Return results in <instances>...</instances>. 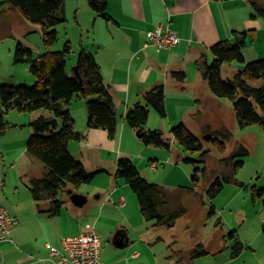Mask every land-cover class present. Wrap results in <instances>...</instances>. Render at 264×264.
Instances as JSON below:
<instances>
[{"label":"crops","instance_id":"1","mask_svg":"<svg viewBox=\"0 0 264 264\" xmlns=\"http://www.w3.org/2000/svg\"><path fill=\"white\" fill-rule=\"evenodd\" d=\"M241 1L111 0L108 4V14L111 17L109 20L96 17L86 0L65 1L66 17H68V6L73 2L77 6L74 17L80 26L81 33L86 32L85 39L88 40L91 35L93 36L90 43L80 41L78 52L83 49L95 57L100 65L105 84L113 97L117 115H121L123 123L120 139H117L119 134L112 140L107 131L88 128L86 124L81 132L80 128L78 129L84 139L80 142H71L69 145V150H73L77 156L74 157L75 159L83 163L91 158V162L97 165L98 170H102L97 175H105L102 179H105L104 181L108 184L105 186L106 193L99 194L95 198L97 205L100 206L99 209L103 208L102 210L107 212V207H109V212L120 216V223L116 222L112 225L117 230L115 234L113 232H105V235L98 233L101 238L102 260L105 263L234 264L230 246L226 241V227L223 225H216L212 230L214 235L209 237V241L199 243L209 254L192 261L193 247L199 244L194 246L190 244L174 253V257H179V260L175 261L169 254L170 247L164 246L163 237L149 236L151 232L149 224L142 222L137 215L135 217L138 205L135 204L134 196L126 186L127 183L123 184L120 179L116 178L117 161L114 171L106 169L105 165L101 167L100 164L105 162L101 154L104 149L111 152L118 150L119 158L123 156L122 154L130 155L124 150L123 145L125 136L129 138L128 141H131V131H127L124 116L129 108L140 103L144 93L148 90L157 85H163L166 95L171 87L173 93L180 97L188 96L196 101L208 95L207 91L211 90L198 71L196 62L204 56L209 63L213 46L220 42H234L235 31L253 29L256 31L258 28V24L254 22L256 17H254L255 8L252 2ZM243 11L246 13L244 17H242ZM159 24L178 34L181 39L178 46L170 50L158 49L152 45L146 46L149 33L154 31ZM30 34L42 35L40 29L31 27L18 12L8 10L0 15V66L8 69L5 74H0V86L3 83L32 84L35 81L28 65L17 64L14 60L20 44L33 53L40 54L39 42L35 49L26 45L25 41L28 42ZM72 53L75 54V51ZM173 71L185 72V82L178 83L174 80L171 77ZM77 99L80 100V98ZM76 107L73 103L66 105L75 120ZM40 114L41 112L19 114L15 110H10L7 114V120L12 128L3 136L5 138L1 139V144L6 146L7 150L4 149L0 155L2 162L4 159L10 162L11 169L5 171L0 162V204L10 206L9 209H4L15 219L16 224L11 230L10 239L0 243V264H55L50 257L51 248L61 250L63 238L79 234L87 224L91 223L89 221L86 224L80 223V211H83L89 203L88 197L83 207H77L66 195L62 199L64 207L61 214L55 218H49L36 208L31 193L29 194V181L41 177H36L31 173L37 165L28 158L26 142L32 132L30 123ZM176 120L179 122L181 117H177ZM75 122L77 123V120ZM118 128L120 131L119 124ZM22 129L26 131L24 137L10 134L11 131ZM25 160L29 161L26 171L22 165ZM39 170L41 174H44L42 168ZM184 191L192 195L188 196L190 198H199L186 189ZM72 192L84 195L80 188ZM21 198L23 200L20 201ZM122 199L124 202L121 201ZM195 202L197 206L196 198ZM47 207V203L41 204L42 210ZM202 207L206 206L202 205ZM88 211L85 210L83 213L86 214ZM134 217L136 220H131ZM113 219V215L106 217L109 223H113ZM68 223L71 229H65L63 226ZM263 226L264 219L262 228ZM56 228L62 229L59 234H54ZM152 228L154 231L173 229ZM132 232L135 234L132 235ZM240 240L244 241L241 238ZM249 242L250 251L256 252L253 250L254 241Z\"/></svg>","mask_w":264,"mask_h":264},{"label":"trees","instance_id":"2","mask_svg":"<svg viewBox=\"0 0 264 264\" xmlns=\"http://www.w3.org/2000/svg\"><path fill=\"white\" fill-rule=\"evenodd\" d=\"M66 0H2L0 1V15L8 10L18 12L29 24L39 26L42 43L47 52L35 56L33 52L19 45L15 53V63L27 64L35 79L34 86L19 84H3L0 86V138L4 136L12 125L6 115L10 110L19 114H32L40 111V115L30 123L31 135L26 143V152L40 161L44 167L41 178H33L28 183V189L36 208L49 218L59 216L64 207L60 195H67L69 190L76 191L84 185L91 184L96 175L87 171L84 164L71 154V142L84 139L82 133L75 129V119L66 108L75 98H91L86 101L87 127L107 131L110 139L118 134V119L113 97L105 84L100 65L95 57L81 49L76 63L81 78L75 76L67 68V57L73 49L70 42H66L61 52H51L50 48L59 40L58 32L54 30L58 25L66 22ZM96 17L109 20L108 4L111 0H86ZM222 2L229 0H210ZM255 10L264 19V6L252 2ZM255 17V16H254ZM234 44L220 42L211 49L214 61L208 64L203 56L196 62L198 71L207 81L211 92L218 98L227 99L236 111L240 128L259 125L264 131V59L247 64L236 72L233 79L222 78V68L226 64L244 63L243 50L249 41H255V30L234 32ZM171 77L178 83H184L186 74L183 71H173ZM260 84V85H256ZM143 99L147 106L140 103L129 108L124 121L135 131L140 132V138L145 145L171 150V144L165 140L160 130L146 129L151 107L164 118L167 115L166 95L163 85H157L144 93ZM46 113V114H45ZM48 113V114H47ZM173 142H177L184 151L200 153L199 160L185 159L186 163H205L207 151L202 141L193 134L185 124L170 131ZM212 141L219 152L225 153V144L217 139ZM238 154H233L221 160L228 165ZM239 155H249V151L241 147ZM241 160L234 161L231 176H218L209 186L207 197L215 199L223 190L225 182H235L236 174L243 166ZM116 178L123 179L137 197L141 215L147 221H154L153 227L171 229L178 219L186 214L182 205L171 208L166 190L158 184L150 183L144 178L134 163L127 157H120L117 161ZM201 180L199 170L192 176V185L186 188L201 199L203 206H209V215H216V208L212 202L206 201L198 192ZM242 185V184H241ZM243 186V185H242ZM253 200L264 196V188H252ZM47 203V209L42 210L41 204ZM217 225H222L218 222ZM264 233V226L262 228ZM231 255L237 258L245 246L236 231L226 236ZM209 254L202 244L196 246L191 260Z\"/></svg>","mask_w":264,"mask_h":264},{"label":"rangeland","instance_id":"3","mask_svg":"<svg viewBox=\"0 0 264 264\" xmlns=\"http://www.w3.org/2000/svg\"><path fill=\"white\" fill-rule=\"evenodd\" d=\"M249 1L264 6V0H242L241 2L246 3ZM68 7V17H66V22L54 28V30L58 32L59 40L49 51L61 52L65 43L70 42L75 54L72 53L67 57V68L69 71H72L78 60V51L81 45L80 41L83 40L84 42L87 41L90 43L93 40V36H90V40L85 39L86 32L84 34L81 33L80 26L77 24L74 17L77 6L71 2ZM244 16H246V13L243 11L242 17ZM254 16L256 17L254 22H256V25L258 24V28L256 27L257 30L255 31V41H249L244 48V63L235 62L233 64H226L223 67L222 78L224 80L233 79L237 70L243 69L247 64L264 59V19L256 10ZM30 26L37 29L40 28L39 26L32 24H30ZM81 36H83V38ZM38 42L40 43L41 52L40 54L37 52L33 53L35 56H40L47 52L43 46L41 35L30 34L28 42L25 41L26 45L33 49L38 45ZM234 42H232V44H234ZM213 61L214 55L211 53L208 64L211 65ZM7 70L6 67L0 66V74H5ZM19 85L34 86L35 81L32 84L23 83ZM169 89V93L167 95L165 94L166 110L168 111L166 117L161 118L153 108L148 107L150 114L146 129L151 131H162L165 140L171 144V150L145 145L138 137L137 131L132 129L126 123L127 131H131V141H128L129 138L125 136L123 145L124 150L127 151L128 154L130 153V157L124 154H122V157L129 158L140 171L141 175L150 183L158 184L166 190L172 209L176 208L178 205H182L186 210V214L178 220L173 229H156V231H154V228L152 227L155 222L147 221L142 217L136 195L130 189L129 185L126 184L125 180L120 179L123 184L128 186L127 188L129 192L134 196L135 204L138 205V212L135 214V217L137 215L142 222H147V224H149V230L151 231L149 236L155 235L156 237H163L165 240L164 246L170 247L169 254L175 261L179 260V257L173 256L174 253H177V250L187 247L190 244H193L192 246H194L195 244L198 245L200 242L209 241V237L214 235L212 230L220 221L222 222V225L226 227L227 235L231 231H236L238 237L244 240L242 242L245 246V250L239 257L233 259L234 264H264V234L262 232L264 196L253 200L252 192L253 187L264 188V131L262 127L259 125H253L240 128L237 121L236 111L231 102L227 99L216 97L211 91H207L208 95H204L201 100L196 101L194 98H189L188 96L180 97L173 93L171 87ZM210 96H212V98ZM88 99L91 98L81 97L80 100H78L75 96L71 101L74 106H77V109L74 112V117H76L77 120V123L75 124L76 131L80 128L81 132L82 128L87 124L86 101ZM140 104L147 106L144 99H141ZM40 112L44 113V111ZM7 116L8 115H6V119ZM177 117H181L179 122L176 120ZM117 119L120 126V131L118 128L119 136L117 139H120L123 124L120 114L117 115ZM183 123H185L186 127L202 141L204 150L208 152L205 163H186L184 161L185 159L199 160L201 156L200 153L186 152L177 142L172 141L170 131ZM23 130L24 129L14 132L11 131L12 133L10 134L22 135L24 137L26 131ZM207 136H210L211 138L206 139ZM212 137L217 139V142L221 141L225 144L226 149L224 154L219 152L218 148L212 141ZM2 138L5 137L2 136L0 138V154L4 149L7 150V147L1 144ZM241 147L246 148L249 151V155H239ZM70 152L74 157H77L73 150ZM7 154L9 153L7 152ZM101 154L105 160L104 163L101 162V167L105 165L106 169L114 171L116 168V161L119 159L118 150L117 152H111L104 149ZM233 154H238L235 157V160H233V162L231 161L229 166L223 165L221 160L223 158H228ZM1 157L2 156L0 155V162L3 160ZM81 157L82 156H80V159H82ZM28 158L33 160L37 165V168L32 169V175L43 177V174H41V171L39 170L42 168L44 172L43 164L30 155H28ZM238 160L243 161L244 164L235 176L237 183L233 181L225 182L222 192L215 199L209 200L207 197V190L211 183L218 176H231L233 163ZM91 161L90 158L83 163L87 171L95 172L99 168ZM28 162L29 161L25 160L22 163L25 171L28 168ZM2 165L4 166L5 171L11 169L10 162H8L7 159H4ZM197 169L199 170V174H201L198 192L207 202L210 201L213 203L217 212L214 216L208 217L210 211L209 206L202 207L200 204L201 201L198 197L190 198L188 196L192 195L184 191V189L189 188L192 185V176ZM102 176L105 175H96L91 184L84 185L80 188L81 192L89 199V203L84 207V210L80 211V223L86 224L88 221L91 222L90 224L94 226L95 231L100 235H105V232H113L115 234V231L117 230L112 227V225L116 222L120 223V216L109 212V207H107V214L106 211L102 210L103 208L99 209L100 206H98L99 204L97 205L95 201V198L99 194L106 193L105 186L108 184L104 181L105 179H102ZM65 197L66 195L59 196L60 199H64ZM195 198L196 201H198L197 206H195ZM21 200H23V198H21L20 201ZM0 206L3 208H10L8 204L4 203L2 205L0 204ZM85 210L89 211L84 214L83 212ZM97 215H99V218H97ZM108 215H113V223H109L106 220ZM135 217L131 220L135 221ZM136 223L138 222L136 221ZM124 225L126 226L127 223ZM63 226L65 229H71L69 223ZM61 230V228L59 230L58 228L54 229V234H59ZM198 230L199 232H197ZM134 234L135 233L132 232V235ZM103 238L106 239V237ZM249 241H254L253 250L256 252L250 251ZM261 244L263 246H261ZM195 248L196 245L193 247V251Z\"/></svg>","mask_w":264,"mask_h":264},{"label":"built area","instance_id":"4","mask_svg":"<svg viewBox=\"0 0 264 264\" xmlns=\"http://www.w3.org/2000/svg\"><path fill=\"white\" fill-rule=\"evenodd\" d=\"M179 42L178 35L162 25L149 34V43L159 49H170ZM15 224V219L0 206V243L10 239ZM50 257L55 264H107L102 261L101 238L90 224L79 234L63 238L61 250L52 247Z\"/></svg>","mask_w":264,"mask_h":264},{"label":"water","instance_id":"5","mask_svg":"<svg viewBox=\"0 0 264 264\" xmlns=\"http://www.w3.org/2000/svg\"><path fill=\"white\" fill-rule=\"evenodd\" d=\"M73 71L75 73V76L79 79L80 83H81V78L80 75L78 73L77 70V66L73 68ZM137 135L139 138L142 137V134L140 132H137ZM210 136H207L206 139H209ZM68 193L70 194V200L72 201V203L77 206V207H83L86 202H87V198L84 195L78 194V193H74L72 192V190H69Z\"/></svg>","mask_w":264,"mask_h":264},{"label":"bare ground","instance_id":"6","mask_svg":"<svg viewBox=\"0 0 264 264\" xmlns=\"http://www.w3.org/2000/svg\"><path fill=\"white\" fill-rule=\"evenodd\" d=\"M159 25H162V24H159ZM157 27H158V26H157ZM157 27H156V29H157ZM162 27H163V25H162ZM163 28H164V27H163ZM156 29H155V30H156ZM164 29H168V28H164ZM155 30H154V31H155ZM169 30H170V29H169ZM151 32H153V31H151ZM172 32H173V31H172ZM242 32H243V31H242ZM173 33H175V32H173ZM149 34H150V33H149ZM175 34H177V33H175ZM177 35H178V34H177ZM178 37H179V36H178ZM179 38H180V37H179ZM180 42H181V39H180ZM180 42H179V44H180ZM179 44H178V45H179ZM148 45H152V44L149 43V38H148V42L146 43V46H148ZM178 45H176V46H178ZM152 46H154V45H152ZM176 46H174V47H176ZM155 47H156V46H155ZM156 48H157V47H156ZM172 48H173V47H172ZM172 48H170V49H172ZM158 49H159V48H158ZM170 49H167V50H170ZM75 67H76V66H75ZM73 68H74V67H73ZM72 71H73V69H72ZM73 72H74V71H73ZM74 74H75V73H74ZM210 138H211V137H210ZM210 138H209V139H210ZM212 138H213V137H212ZM102 261H103V260H102Z\"/></svg>","mask_w":264,"mask_h":264}]
</instances>
